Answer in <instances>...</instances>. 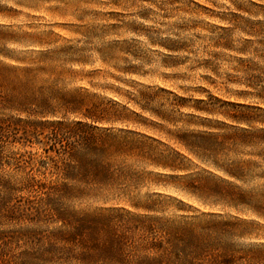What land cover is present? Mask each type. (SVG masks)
I'll return each instance as SVG.
<instances>
[{
	"label": "clouds",
	"instance_id": "9594fccd",
	"mask_svg": "<svg viewBox=\"0 0 264 264\" xmlns=\"http://www.w3.org/2000/svg\"><path fill=\"white\" fill-rule=\"evenodd\" d=\"M0 264H264V0H0Z\"/></svg>",
	"mask_w": 264,
	"mask_h": 264
},
{
	"label": "trees",
	"instance_id": "16d2710c",
	"mask_svg": "<svg viewBox=\"0 0 264 264\" xmlns=\"http://www.w3.org/2000/svg\"><path fill=\"white\" fill-rule=\"evenodd\" d=\"M45 151H48V149H45ZM105 223V221L102 218H89V217H85L81 220L80 223V231H83L85 229H89L91 230V232L93 234H95L98 230L99 227ZM95 238V236H94ZM181 239H184V237H180ZM191 239H188V243H191ZM107 251L110 254H116V252L118 251V245L116 241H113L112 244L109 246V248L107 249Z\"/></svg>",
	"mask_w": 264,
	"mask_h": 264
}]
</instances>
